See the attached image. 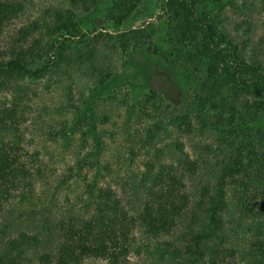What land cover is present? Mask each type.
Here are the masks:
<instances>
[{
	"label": "rangeland",
	"instance_id": "1",
	"mask_svg": "<svg viewBox=\"0 0 264 264\" xmlns=\"http://www.w3.org/2000/svg\"><path fill=\"white\" fill-rule=\"evenodd\" d=\"M130 1L0 0L17 4L0 26V61L33 51L27 71L0 73V114L14 108L20 122L0 143L16 146L33 175L0 213V261L21 250L30 264H112L61 263L63 233L96 213L106 189L136 219L148 193L173 178L185 217L159 235L136 219L120 264H192L185 240L220 186L219 224L195 264H254L264 243V93L247 95L248 108L207 104L185 115L207 63L197 44L171 41L164 0ZM203 2L221 45L264 66V0ZM22 236L36 241L13 249Z\"/></svg>",
	"mask_w": 264,
	"mask_h": 264
},
{
	"label": "trees",
	"instance_id": "2",
	"mask_svg": "<svg viewBox=\"0 0 264 264\" xmlns=\"http://www.w3.org/2000/svg\"><path fill=\"white\" fill-rule=\"evenodd\" d=\"M16 5L0 4V26L7 20V15L14 12ZM163 9L171 15L172 27L169 32L171 41L175 44H197L195 57L203 58L207 63V82L189 95L185 115L190 110L198 115L201 108L207 104L212 106L225 104L233 110L248 108L250 101L245 98L247 95L254 91L264 93V66L258 61L247 62L237 55L236 50L233 51L226 44L221 45L227 42L225 39L217 40L220 37L218 26L210 16L211 12L205 8L203 0H164ZM127 13L129 12L126 11ZM27 53H20L5 63L0 61V73L5 75L14 71H27L25 57L32 56L33 51ZM225 83L231 84L230 94H226ZM227 95H230L229 98ZM17 120L14 108L1 111L0 131L6 132L11 129L17 132L20 123ZM19 151L14 145H8L4 141L0 143V213L20 185L28 182L33 176L31 170L17 155ZM98 165V161L95 160L91 167L96 168ZM168 183L164 192L155 190L148 193L152 201L145 204L143 215L136 218L141 224L146 225L145 229L158 235L170 232L174 228L175 219L178 217L182 221L188 208L187 198L183 193L176 194L174 179L170 178ZM102 193L98 198L96 213L79 227H69L63 233L57 249L62 259L61 263L63 261L78 263L84 258H97L112 264H120L126 259L129 253L128 243L131 240L130 228L134 227L136 219L125 211L110 189ZM209 200L210 204L204 207L203 221L185 240V255L186 257L191 255L189 260L192 264L199 261L198 257L201 259L204 257L208 241L215 234L214 231L209 232V228L218 227L217 213L221 210L222 186ZM191 213L193 216L194 211ZM35 241L34 238L22 236L20 240L14 241L13 249H21ZM22 252L24 253L19 250L21 255L0 261V264H30L23 259ZM253 252L255 255L252 254L251 258L254 259V264H264V243L257 242ZM212 264L217 263L213 261Z\"/></svg>",
	"mask_w": 264,
	"mask_h": 264
}]
</instances>
